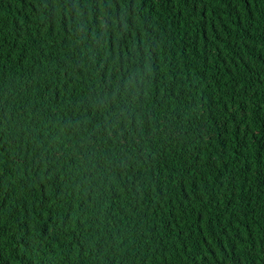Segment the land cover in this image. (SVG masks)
I'll return each instance as SVG.
<instances>
[{
  "label": "trees",
  "instance_id": "obj_1",
  "mask_svg": "<svg viewBox=\"0 0 264 264\" xmlns=\"http://www.w3.org/2000/svg\"><path fill=\"white\" fill-rule=\"evenodd\" d=\"M0 264H264V0H0Z\"/></svg>",
  "mask_w": 264,
  "mask_h": 264
}]
</instances>
